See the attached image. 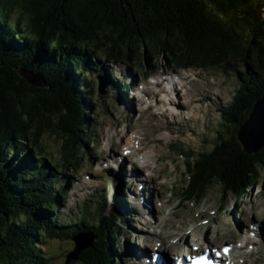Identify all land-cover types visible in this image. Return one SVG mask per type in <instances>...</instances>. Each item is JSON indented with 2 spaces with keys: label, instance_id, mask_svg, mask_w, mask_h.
<instances>
[{
  "label": "trees",
  "instance_id": "1",
  "mask_svg": "<svg viewBox=\"0 0 264 264\" xmlns=\"http://www.w3.org/2000/svg\"><path fill=\"white\" fill-rule=\"evenodd\" d=\"M263 9L257 0H0V264H46L44 241L85 232L94 241L75 264H121L113 248L121 250L122 222H133L105 195L97 215L83 210L77 224L59 223L70 183V171L64 173L90 160L88 144L93 150L95 143L93 86L85 73L104 72L99 60L134 63L145 76L153 55L173 70L236 72L238 85L219 114L230 133L217 129L208 151L174 149L187 176L180 203L201 200L213 182L223 201L246 198L264 171V148L248 155L237 140L264 93ZM22 71L40 77L43 88L28 86ZM45 134L61 140L62 165L47 157Z\"/></svg>",
  "mask_w": 264,
  "mask_h": 264
},
{
  "label": "rangeland",
  "instance_id": "2",
  "mask_svg": "<svg viewBox=\"0 0 264 264\" xmlns=\"http://www.w3.org/2000/svg\"><path fill=\"white\" fill-rule=\"evenodd\" d=\"M257 1L264 4V0ZM259 16L264 23V9L261 10ZM158 60H160V66H156ZM147 63V66L152 70L151 77L156 73V76L159 73L161 75L171 73L175 74V77L157 81L151 87L150 85H153L156 80H149L151 77L144 79L145 73L143 74V70L134 63L107 62L106 60H99L98 64H107L109 66L107 73H101V75L96 72L85 73L93 86L92 115L89 117L93 129L89 133L95 139V146L93 145L92 150L91 143L88 144V149L91 150L90 160L88 159L86 162L82 160L79 165H76L77 167L75 166L76 168H71L68 165L70 168L64 173L67 175L70 171V183L65 194V204L61 205L59 211L60 218L64 220H59V223L69 222L64 225L68 228L77 224L79 214L83 210L91 215H97L95 205L99 202V198L105 195L107 203L115 205L122 217L128 213H134V211L136 213H134V218L130 219L133 223L122 222V229L119 230L117 238L121 250L113 248V252L117 255L114 258L121 259V264H136L132 259H126L123 262L124 257L120 255L122 251L125 253V246H131L141 251L143 249H140V241H144L145 244L160 245L158 250L162 251L179 238L181 244L186 242L188 245L180 255L189 253L192 247L191 243L194 241L201 243L203 247H218L226 242H231L236 249L234 255L238 254L235 264H264V239L248 234L254 224L264 225L263 169L259 168L261 177L259 182L254 188L249 189V195L242 201L235 202L232 197L223 201L221 185L213 182L208 186L201 200L194 198V200L180 203L181 191L187 187V176L184 174L183 158L179 156L180 153L174 149V146L176 149L194 155L201 151H208L215 145L217 129L220 128L223 133H230V128L227 130L219 126L221 121L219 114L220 110L230 101L231 95L238 85L236 72L225 71L221 66L213 69L175 71L171 70L167 61L158 55L149 57ZM143 64L145 65V62ZM231 64L238 72H241L242 68L239 65L234 62ZM96 69H99L98 65H96ZM99 76L105 83L103 95L97 93ZM132 79L134 84L131 86V90L127 91L128 93H125V90L124 92L122 90V93L117 91L119 85L128 87ZM160 79H164V77H159ZM166 81L173 82L175 87L174 93H170L169 96L168 92H171L169 87L162 86L163 90H168L165 96L164 92L162 93L159 89ZM132 89L137 90L135 98ZM162 96L166 98V102H170L172 105L180 104L174 110L172 107L166 108V111L168 110L172 116L171 120L175 118L174 116L177 117V121L179 118L184 120L180 125H173L172 122L161 117L167 116L163 114L161 108ZM147 97L149 101H147ZM196 98L199 102L193 103ZM155 102L159 107L151 105ZM148 105L158 114L157 116L151 110L145 111ZM118 121L120 123L113 124ZM153 137L159 141L155 140L157 144L153 145L152 143L149 148H146V143ZM42 140V145L48 152L47 157L50 158L51 155L55 162H59L57 163L59 166L62 165L61 157L58 155L61 140L47 134L43 136ZM109 143H112L111 147ZM119 144L125 146L126 151L132 146L144 148L142 152L136 153L137 158L143 155L144 160L148 161V165L151 166L150 171L135 175L140 177L141 182H145L143 189L147 191L148 200L146 203L149 208L151 207L153 214L150 221H156L155 225L151 227L147 226L145 221L137 215L138 209H131V205L137 204L131 197L132 192L135 191L134 187L128 183L122 184L116 177L114 179L112 177L115 176L113 172L118 164L133 171L130 162L125 161L124 147H118ZM153 149L158 150L162 155L157 164L153 158H147L154 154ZM111 158L117 159V162L114 164ZM109 165H113L114 169L111 168L113 171L109 169ZM133 165L136 166L134 161ZM160 168L166 172V176H160L158 173ZM126 176L129 179L130 175L126 174ZM150 176L154 177L156 182L150 179ZM150 181L151 183H149ZM55 186L58 187L56 184ZM123 186L129 191V195L126 194L127 190H122ZM116 192L118 196H115ZM112 198H116L118 201L115 202ZM136 208L138 207L136 206ZM110 209L111 207L108 206L105 213H108ZM148 216L150 217V215ZM248 239L255 241L250 246L252 250L248 247L249 244L243 250L238 249L241 240L247 241ZM158 241L165 246L157 244L160 243ZM44 245L43 252L48 258L46 264H64L65 255L73 249V242L65 238L46 240ZM151 251L149 250V252ZM139 262L138 264H144ZM73 263L75 264V262Z\"/></svg>",
  "mask_w": 264,
  "mask_h": 264
},
{
  "label": "bare ground",
  "instance_id": "3",
  "mask_svg": "<svg viewBox=\"0 0 264 264\" xmlns=\"http://www.w3.org/2000/svg\"><path fill=\"white\" fill-rule=\"evenodd\" d=\"M105 66V69H103L104 70V72H99V75H101V73H107V70L109 69V66L107 65V64H105L104 65ZM171 70H173V69H171ZM179 70H186V69H179ZM175 71H178V70H175ZM151 73V72H150ZM147 74L146 76H144V79H148V77H151L153 74ZM157 74V73H156ZM156 74H154V75H156ZM160 74V73H159ZM107 76V75H106ZM128 76V75H127ZM158 76V75H157ZM100 77V76H99ZM101 78V77H100ZM102 80V79H101ZM161 80H165V78L164 79H160V80H156V81H154L153 82V85L151 84L150 86L152 87V86H154V84L157 82V81H161ZM97 81H98V84H97V86L99 85V79H97ZM127 82V81H126ZM101 83L102 84H104L105 85V83L103 82V81H101ZM108 83H110V81L108 80ZM114 84H117V83H114ZM124 84V83H123ZM134 84V82H133V79L132 80H130V83L128 84L129 86L127 87V86H123V85H119V87H118V89H117V91L118 92H120V93H122V90H123V92H124V90H125V93L127 92V91H129V90H131V86ZM111 85V84H110ZM125 85V84H124ZM164 85H166V87H169L170 89H171V92H168V90L166 91V90H163V88H162V86H164ZM171 85H172V87H171ZM113 87V86H112ZM173 88V89H172ZM174 83L173 82H168V81H166L164 84H162L161 85V87L159 88L160 89V91L163 93V95L165 96V93L166 92H168V96H169V94L170 93H174ZM105 89V88H104ZM147 89V88H146ZM151 89H153V88H151ZM148 93H149V91H147ZM97 93H98V87H97ZM128 93V92H127ZM163 97V96H162ZM161 99V98H160ZM166 98L165 97H163V102H162V104H161V108L163 109V114L164 115H167V116H161V117H164L163 119H166V120H168V121H170V122H172L173 123V125H176V124H178V125H180V123L182 122V121H184L182 118H179V121H177V117L176 116H174L175 118L174 119H172L171 120V114H170V112L167 110L166 111V108L168 109V108H171L172 107V109L174 110V109H176V106H179V105H177V103H176V105H172V103L170 104V102H166V100H165ZM147 101H149V99H148V97H147ZM197 101L199 102V100L196 98V99H194L193 100V103H197ZM153 102V101H152ZM148 103V102H147ZM151 105L153 106V107H155V106H157V107H159V105L155 102V104L154 103H151ZM170 105H172V106H170ZM153 108L152 107H149V105L147 106V108L145 109V111L146 110H151L153 113H155V115L157 116L158 114L156 113V112H154L153 110H152ZM179 112V111H178ZM177 115V114H176ZM160 116V115H159ZM170 116V117H169ZM131 118H132V116H131ZM118 123H120L119 121L118 122H114L113 124H118ZM170 126H172V124H169ZM126 130H128V128H126ZM134 130V129H133ZM168 132H169V130H168ZM139 139H142V138H139ZM139 139H137V142H138V144H140V141H139ZM155 140L156 141H159L157 138H152V139H150V141L149 142H147L146 143V145H145V147L146 148H149L150 147V145L153 143V145L154 144H157V143H155ZM119 143H121V142H119ZM109 145H110V147L112 146V143H109ZM118 147H124L123 148V150L124 151H126V147L125 146H122V144H119V145H117ZM152 147V146H151ZM133 149V150H132ZM159 149V148H158ZM128 150H129V153H128ZM144 150V148H138V146L136 147V146H132V148H127V151H126V154H125V156H126V158H125V161H128V162H130V166L133 168V171H130V170H127L126 169V167L125 166H123V165H119L118 164V167L115 169V171L113 172V173H115V176H112L113 177V179H114V177H116L118 180H119V182L120 183H122V184H125V183H128L129 185H131V186H133L134 187V189H135V191H133L132 193V198H133V200H135V202H137V204L135 205H131V209L133 208L134 210H137L138 209V211H137V215H139V217L142 219V220H144L145 221V223H146V225L147 226H153V225H155V223H156V221H150V219H152V217H153V214H152V211H151V207L149 208L148 207V203H146V201L148 200V196H147V191H145L144 189H143V186H144V181H142L141 182V180H140V177L139 176H135L137 173H142V172H145V171H150V168H151V166H149L148 165V161H145L144 160V156L142 155V156H139V158H137V154L136 153H140V152H142ZM150 150V149H149ZM153 151H154V154L153 155H151V156H149V157H147L148 159L149 158H153L154 160V162L157 164V163H159L160 162V160H161V157H162V155L159 153V151L158 150H155V149H153ZM26 154H24V156H25ZM31 156H32V158L34 157V155H32L31 154ZM35 158V157H34ZM33 158V159H34ZM105 158H106V156H105ZM116 158V157H115ZM127 159V160H126ZM120 160H122L121 158H120ZM124 160V159H123ZM152 160V159H151ZM107 161H109V160H107ZM133 161H134V163H135V167H134V165H133ZM150 161V160H149ZM117 161H115L114 162V164L116 163ZM45 164H41V166H44ZM114 169L113 168V165L112 166H110L109 165V169L111 170V171H113L112 169ZM122 168H124L125 169V171H124V169H122ZM164 168V167H163ZM152 172H153V170H151ZM126 172V173H125ZM158 172V171H157ZM132 173H133V175H132ZM159 174H160V176L161 175H165L166 176V172H164L161 168H160V170H159V172H158ZM126 174L127 175H130L129 176V179H128V177L126 176ZM144 176V175H143ZM151 177V176H150ZM150 179H152L153 181H155L156 182V179L154 178V177H151ZM149 183H151V181L149 182ZM127 184V185H128ZM56 185H58V184H56ZM108 186H109V184H108ZM125 186H123V188H122V190H124V191H126L127 189L126 188H124ZM158 188V187H157ZM159 190V189H158ZM128 192V193H127ZM127 192H126V194L127 195H129V191L127 190ZM160 193V192H159ZM162 193V192H161ZM115 196H118V193L116 192L115 193ZM152 197V196H151ZM150 198V197H149ZM106 199V198H105ZM112 200L113 201H115V202H117L118 200L116 199V198H112ZM117 200V201H116ZM150 200V199H149ZM133 203V202H132ZM122 206V205H121ZM136 206L138 207V208H136ZM117 212H118V210L116 209V207H115V205H113L112 206ZM123 207V206H122ZM128 210V209H127ZM133 210V211H134ZM122 212V211H121ZM132 212V211H131ZM151 212V213H150ZM134 213H135V211H134ZM134 213H128V214H126V216L127 215H129L130 216V219H131V216H132V218H134ZM136 214V213H135ZM118 215H119V213H118ZM148 215H150V217L148 216ZM121 218H122V216L121 215H119ZM127 222H129L128 220H127ZM140 233V232H139ZM131 238V237H130ZM161 241H163L162 239H161ZM158 242H160V241H158ZM184 242H182V244H181V241L180 240H178V242L177 243H173L172 245H169V246H167L164 250H162V251H159L158 249L160 248V245H156V244H154V245H149V244H145L144 245V248H143V250H141V251H139V250H136V249H134V248H132L131 246H125V248H126V251H125V253L122 251L121 252V255L120 256H123L124 258H123V262L126 260V259H132L133 261H135V263L136 264H138V262L140 261V262H142V263H146L147 262V264H156V263H154L153 262V257L156 255V253L157 252H153V251H159V254H161L162 255V257H163V259H164V262H165V264H174V262H175V259L177 258V257H183L184 255H180L182 252H184L185 251V249H187V244H186V242L183 244ZM157 244H161V245H163V246H165L162 242H160V243H157ZM174 245V246H173ZM151 247H152V249H151ZM149 250H152L151 252H149ZM149 253V254H148ZM120 261H121V259H120ZM139 262V263H140Z\"/></svg>",
  "mask_w": 264,
  "mask_h": 264
},
{
  "label": "water",
  "instance_id": "4",
  "mask_svg": "<svg viewBox=\"0 0 264 264\" xmlns=\"http://www.w3.org/2000/svg\"><path fill=\"white\" fill-rule=\"evenodd\" d=\"M21 79L32 88H43V81L37 75L27 72H19ZM99 79L98 94H104L105 85ZM237 140L242 151L248 155L255 154L264 148V93L258 99L250 112L247 120L238 128ZM73 249L64 257V264L76 261L80 252L92 247L94 237L90 232L77 233L72 236Z\"/></svg>",
  "mask_w": 264,
  "mask_h": 264
}]
</instances>
